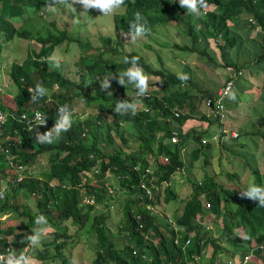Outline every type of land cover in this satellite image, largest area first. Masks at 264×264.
<instances>
[{
  "label": "trees",
  "instance_id": "1",
  "mask_svg": "<svg viewBox=\"0 0 264 264\" xmlns=\"http://www.w3.org/2000/svg\"><path fill=\"white\" fill-rule=\"evenodd\" d=\"M15 1L22 5L12 6L10 11L0 14V35L3 41L10 40L14 36L36 39L41 43V53L47 55L56 44L66 38L62 33L54 35L49 27L37 26L34 31L30 27H24V24L12 20L15 18L20 22L17 16L25 11V7L45 4L46 0ZM206 3H215L217 8L208 13L206 22H202L197 17V24L209 25V30L212 31L210 33H213L214 38L221 36L225 46L235 44L240 46L241 42L246 39V23L245 20L240 19L241 14L245 12H253L260 29L262 28L264 31V0H206ZM177 8L178 6L172 0H131L125 2L121 11L115 13L114 27L119 31H129V23L133 20L134 13L140 11L146 17L148 27L151 29L156 23L172 20V11ZM185 15L190 17L189 14ZM44 28L46 29L42 32ZM189 32L196 34L192 29ZM102 44L103 46L98 49L97 53L90 54L93 61L86 66L91 67L92 74L98 72L101 76L111 77L121 70L118 66H114L113 59L102 58L101 51L104 52V49H107L119 52L120 50L110 41L109 37L103 38ZM85 46L86 44H83L84 48ZM205 47H199L198 52L205 53ZM219 49L222 51V56L226 57L224 46L220 44ZM135 54V52H130L127 55L131 58L136 56ZM38 55L41 56V54ZM212 58L213 56H211ZM83 59L88 60L90 57L83 56ZM231 63L238 66L235 62L225 61L224 65H219V67ZM153 74L159 77L158 85L162 88L180 81L173 73L158 71ZM12 76L19 89L17 93L19 105L16 107L15 113H20L24 105L30 101L27 86L30 85L34 88L37 83H42L43 87L50 89L54 82L60 85L66 82L59 72L40 68L38 60H31V56L21 65H14ZM114 81L115 79L110 80L111 88L108 90L113 95L107 94L100 88V80L92 84L90 93L83 89L81 94L87 100L92 98L102 100V108L108 109L110 115L114 117L117 130L121 129L119 123L124 121L131 123L136 128L139 146L130 152L123 150L121 146L118 149L114 146L112 150H107L111 147L106 143H113L110 136L112 127L108 124L106 129H103L100 116L95 117L100 123L88 120L84 122L85 139L81 137V122L73 119L71 129L61 133L60 138L50 145H39L35 141L38 132L44 133L48 130L41 127L27 130L18 121L12 118L8 119L3 127L2 136L10 133L13 137H18L19 142L10 141L8 143L16 163L28 164L41 153L48 152L49 167L40 177L36 178L33 174H28L23 177L21 182H14L9 186L5 198L0 201V214L14 212L15 207H20L15 201L18 195L35 196V206L33 209L27 205L23 206L22 210L28 220L20 228L21 231L15 233L13 227H8L0 228V232L5 235L12 234V239L17 241L23 237L24 231H27L28 235L31 234L28 228L30 225L35 227L34 221L39 214L46 216L48 223L53 227L67 219H71L72 223L80 227L84 226V222L91 220L88 233L95 239V257L90 264H191L196 262L192 256L202 257L209 244L211 249L207 254L208 259L216 257L220 250H227L208 235L204 226L196 220L197 214L203 216L214 211L217 216L222 214L221 238L230 245V249L239 250L244 254L252 247L250 244L252 239L263 243L264 207L258 206V201L243 197L242 192L246 189L240 191L239 188L224 186L214 180L210 174L202 178L197 188L183 201L178 209L179 214L175 216L177 224L183 228L181 231L183 241L191 234V242L187 248L183 249L181 245L174 244L175 231L158 215L151 214L141 207L137 198L129 199L123 207L119 205L118 219H115L109 211L106 215L92 214L95 206L83 202L82 196L85 193L93 194L98 203H103L104 189L96 188L93 183L97 180L101 182L107 170L117 175L119 182L124 185V191L130 190L131 193L141 194L142 191L139 188L134 189L133 187L137 184L143 169L148 166L150 155L164 153L169 157L168 164L158 165L155 172L156 181L169 179L176 166H181L184 162L183 156L180 155L179 145L158 142L155 146L154 141H156L155 137L158 133L166 135L172 128L167 122L170 117L177 120L175 125L178 129L184 123L185 118H175L168 114L166 109L161 114L157 112L156 108L159 105L162 106L160 101L165 99L160 100L156 97L144 99L145 105L153 107V110L148 112L139 110L134 116L114 113L116 101L133 100L125 93H118L112 83ZM50 97L52 100H47L48 96L45 95L32 103L36 107L52 113L48 124L53 127L57 107L69 104L72 97L65 100L61 92L51 93ZM152 111H155L154 115L151 114ZM200 151L196 148L192 152L195 158ZM3 159L4 155L0 151V162ZM137 166L139 169H135ZM225 176L234 179L236 173L226 171ZM202 198L209 202L210 208L204 207ZM106 205H110V203L106 202ZM84 209L85 211L82 212ZM239 226L243 229V237L234 232V228ZM110 228L117 235L125 230L127 234L126 236L122 235V238H129V245L124 246L122 250H117L110 235ZM163 229L168 230L170 234L168 235ZM145 235L150 237V241L144 239ZM154 236L158 238L156 244L151 240ZM69 237L64 232L54 231L51 236L43 240L42 248L37 247L35 250L29 248L28 253L34 255L43 264L54 262L55 258L60 259V264H67L69 261L63 258L61 249L66 246ZM6 244L7 239L1 238L0 247H4ZM52 246L53 248L50 249ZM255 256L259 262L255 261L251 264H264V250H257Z\"/></svg>",
  "mask_w": 264,
  "mask_h": 264
},
{
  "label": "clouds",
  "instance_id": "2",
  "mask_svg": "<svg viewBox=\"0 0 264 264\" xmlns=\"http://www.w3.org/2000/svg\"><path fill=\"white\" fill-rule=\"evenodd\" d=\"M128 1H131V0H46L45 4L25 7V11L22 12L19 16H17V19L20 20V22L16 21L15 18H12V20L18 23H22L24 24V27H27V28L30 27L34 31L36 30L37 26L49 27V29H51V27L55 28V24L53 22H50V23L48 22V25H44L43 21L38 25L29 26L28 24H25L24 21H22L21 15H24V13L28 11L27 8L35 9V8H40V7H44V10H46L47 12L55 13L57 12V6H60V7L65 6L68 9H72L74 12H76L75 7L80 8L82 10L80 12V15L88 14L90 10H95L94 12H91L93 16L97 15L98 13H101L102 15L100 17L112 16L114 19L115 13L121 11V8L125 5V2L127 3ZM172 1L178 6V8L175 9L176 11L175 18L172 16L173 19L170 21H167V23L171 24V22L175 21L176 19H178L179 21L182 20L183 23L180 24V27L188 34V37L185 39L183 45L180 46V48H175V50H188V51L194 52L195 56L189 61L185 58L187 61H181V63H178L180 65L179 70L173 72V71H168V69L166 70H161V69H156V68L153 69L140 56H137L135 54L136 56L129 58V56L127 55V57L123 59V63H125L128 68L123 70L122 67H119V64L115 61L114 66H118L119 70L121 71L111 77H106L102 79L100 81V86L109 95H113L112 92L108 91L111 88V83H110L111 79H115V81H117L119 85L125 88H127L129 85L132 86L133 89L131 93H133L134 91V96H131L128 90L121 89L119 86V89L122 91L121 93H125L126 95H128V97L132 98L133 100L129 101L128 99H124L121 101H116L115 106H114V113L118 115L131 114L134 116L136 112L139 110H144L147 112L150 110H153V107L147 106L144 104V99L156 97L160 100L162 98L165 99L164 101H160L162 106L159 105L156 108L157 112L161 114L166 109L168 114H170L171 116L175 118H185L184 123L181 124L180 129H178L177 125H175L177 120L170 117L169 120H167V122L170 123V126L172 128L169 129V132L166 135L162 134L161 132L158 133L155 137L156 141H154V144L155 146L158 144V142H162L164 144L165 143L177 144L180 146V155H182V153L185 151V148H186L185 146L187 142L189 140H193L195 143H194V146L191 148L189 159L186 161L184 157V153H183L182 155L184 158L183 164L181 166H176L174 171L170 174L169 179L156 181L155 172L158 168V165L168 164L169 157L168 155L164 153H161V154L154 153L153 155H150V161H149L148 166L143 169V172L141 173V176L139 177L137 184H135L133 187L134 189L139 188L142 191V193L141 194L131 193L130 190H126V191L122 190L123 193L126 194V197L122 199L119 203L116 202L117 197L114 199L115 203L123 207V205H125L129 199L137 198L139 200V205L141 207H143L147 212H150L151 214L158 215L162 221H165L168 224V226L175 231L174 244L181 245L182 248L184 249V247L187 248L189 246L191 242V235L189 234V236L183 241V236L181 234V231L183 230V228L177 224L176 219H175V216L179 214L178 209L181 206L175 207V209H173L172 211V214L162 213L161 215H159L156 212H152L150 210V208H153L152 207L153 198H154L153 196L155 195L156 198L158 197V191L162 189L163 184H164V185H167L164 189V193L167 194V199H166L167 202H169L170 200H173V201L176 200L178 196L175 190L173 191L171 187V178L174 176L176 177L184 176V174H186L185 168L188 169L192 167V166H189L188 164L192 163L193 165V162L197 160L200 156H203L204 160L205 159L208 160L211 156L210 149H211L212 142L218 143V141H221L224 149L225 148L232 149L233 155L242 156V158L246 161V165L240 166V167H244L246 171L250 169L251 173L254 172L255 184L254 183L250 184L248 188H246L245 191L242 190L243 197H246L253 201H258V206L264 207V140H263V153L260 152L259 154L261 157H257V159H254L253 164H251L250 158H247V155L249 152L240 151L241 148L245 149L246 146L244 143H242V141L239 140V137H240L239 131L237 129L236 130L229 129L225 126V121L228 115L226 101L231 100V99L232 100L236 99V95L234 93L236 81L239 78H242L244 76V72L241 67L235 66L232 63L223 66L222 68L224 69V78L222 79L221 84L216 86L214 90H209L208 88L207 94L200 96L199 94H202L207 89L202 88L200 86H199V89H195L191 85L193 84L192 78H194L196 75H198V73L203 71V68L200 67V64L202 65L209 64L211 66L214 65V68L216 69L217 67H219V65H224L225 61L230 62L227 53H226V57L222 56V51L219 49V45L221 44L222 46H224L225 52H226V48L232 47L234 45L225 46L224 40L221 36L214 38L213 33H210L212 31L209 30V25L206 26V25H203L202 23L197 24V17H199L202 22L208 21V13L216 10L217 8L216 4L215 3L207 4L206 0H172ZM16 5L21 6L22 4L17 3L15 0H0V14L10 11V8ZM61 9L62 11H65V12L67 11V10H63L65 8H61ZM263 12H264V9H263ZM185 14L190 15L189 18L191 19V21L184 19L185 17L187 18ZM240 19L245 20L246 28H247V32H246L247 36L244 42L251 41L253 44L254 41L262 38L264 31L262 30V28L260 29V26L258 25V22H257V18L255 17L253 12H245L241 14ZM112 22H114V20ZM159 23H165V22H159ZM159 23H156L150 29L148 27V21L146 17L140 11H136L134 13L133 20L129 23V31H125V32L127 33V36H130L132 41H135L138 38L144 37L145 35L149 34L151 31L153 32L155 26ZM45 29L46 28L42 29V32ZM190 29L196 32V34L190 33L189 32ZM58 33L64 34L66 36L65 39L68 38L71 40V38L67 35L66 30L64 29L59 30ZM106 37L108 36L101 37L100 42H102V39ZM218 38H220V42L216 41ZM19 39L35 40L39 44V50L35 52L33 49L28 48L26 57L20 63H14V62L12 63V66L10 69V77L15 85L16 83L12 76V70L14 68V65H21L30 56H31V60L33 59L38 60V66L40 68H43L44 70L46 69L43 66H41L40 62H43L46 59L49 63L53 64L55 67L60 66L61 58L57 56L55 52L53 53L54 48L49 54L46 55V54L41 53L40 51L41 43L37 41L36 39L23 38V37H19ZM211 39L214 41L217 50H220V54H218V57L215 56V54L213 53V48L210 45ZM5 41H9V40H5ZM83 44L85 43L80 44L81 47H83ZM201 46H206L205 53L198 52V48ZM210 47L212 51H209ZM263 50L264 48L260 49L259 51H263ZM131 52H135V51H131ZM38 54H41V56H39ZM89 55H83V56H85V58H88ZM83 56H81L82 59H83ZM211 56H213L212 59H211ZM220 56L222 58L221 60H219ZM225 58H228V59H225ZM179 60L177 62H179ZM185 67H188L190 77L186 74ZM32 71H35V69H32ZM46 71L59 72L58 70H46ZM158 71H161L163 73H173L177 76V79L180 81L175 84H171L165 88H162L158 85L159 77L153 74V73H157ZM59 73L62 75L61 72ZM152 76L157 77L158 80H155V82L149 84V80ZM64 78L66 82L63 85L60 86L59 83L54 82L51 85L50 89L43 87L42 83H37L34 88L30 85L27 86V89L30 93V101L24 105L23 109L20 110L21 111L20 113H15L16 108L15 109L2 108V106L0 105V151L4 155L3 161L0 162V171L2 172L5 167L11 170L12 179L10 180L11 183H9V186L13 184L14 182L15 183L21 182V180L23 179L25 175L33 174L31 171L28 172L26 170V168L28 167L27 164L16 163L15 156L11 153V149L8 143L10 141L19 142L18 137L16 135H15L16 137H13L10 133H6L4 136H2L3 127L7 123L9 118H12L18 121L27 130H32L36 127H41V128L48 130L44 133L38 132L36 134L35 141L39 145H44V144L50 145L56 142L60 138L61 133L68 132L71 129L73 119L78 122H81V129H82L81 137L83 139L86 138V127L84 125V122L86 120L90 122L100 123L99 120L95 119L96 115L95 116L93 115L92 116L93 118L90 116H85L84 118L79 120L76 115H73V110L70 108L69 104H64L62 106L59 105L57 107L58 108L57 115H56V119L54 121L53 127L51 126V124H48V120L52 116V113L44 111L36 107L35 104L32 102L38 101L40 98H43L45 95L48 96L47 100H52V98L50 97V94L54 92H61L63 93L65 100L68 99L70 95L67 93V91L69 90V85L71 82L68 78L66 77ZM115 81L112 82L114 86H116ZM228 82H231V86L229 89H227V91H225ZM199 83L203 85L206 82L204 79H201V80L199 79ZM54 84L58 88L57 91H52L53 89L52 86ZM4 86L5 84L0 82V92L3 91ZM79 87L81 88V91H82L83 88L81 86ZM138 103H142V104H138ZM140 105H143V106L138 108V106ZM99 114H100V117H102V119L105 120V119H108V116L111 113L108 114L104 110V111H100ZM151 114L154 115L155 111H152ZM189 121H193L192 125H190L189 127H185ZM123 123H125V121L119 124L122 125ZM213 125L215 126V129L212 131L211 135H208V133L210 132V128ZM121 131H122L121 129H118V132H121ZM116 134L117 132L113 134L110 131V136L113 140V143L109 144L107 142L106 145L111 147L107 149L112 150L114 146H116L117 149L120 147L119 145H116V141L114 137V135ZM133 134L136 137L137 130L133 132ZM117 135L123 142H126V140L122 136V133H118ZM228 139H233V140H228ZM257 145H258V141L256 142V146ZM138 146H139V142H138ZM196 148L200 149L201 151L199 155L195 158L192 152ZM46 153H47V162H48L49 153L48 152ZM223 154L227 155L224 152ZM135 169H139L138 166L135 167ZM236 169H235V173H236ZM46 170H48V168ZM108 173H113V172L107 170L105 172L104 179L101 180V182L99 180L94 181L93 184L95 185L96 188L102 187L104 189V196H108L109 194H112V196H114V192L112 188L108 189L109 187V183L107 182ZM176 174H179V175H176ZM113 175L117 177L115 173H113ZM33 176H36L37 178V175L33 174ZM240 176L236 174L235 179L237 180L240 179L239 178ZM201 181L202 180H200L197 183L194 182L193 191L197 188V186L201 183ZM7 183H6V186H0V201H2L5 198V193L9 190V186ZM104 196H102V200ZM188 197L178 198L179 203H181L182 200L184 201ZM82 201L85 203L94 205L95 206L94 211L96 209H99L101 206H103V203L100 204L96 201L95 196L93 194L91 195H87L86 193L83 194ZM112 203H110L111 206H112ZM203 205L207 209L211 207L209 202H207L206 200L203 201ZM221 212H222V209H221ZM11 213L12 212L10 211L9 213L0 214V228L6 229L8 227H13L14 228L13 232L17 233L18 231H21V229H18V231H16L17 228L15 226H5L4 225L3 220H5L6 217L10 215ZM209 213L213 215L216 224L219 225L218 235L214 239L221 246H223L222 242L226 243V246H223V247H225L227 250H220L218 255L225 253L228 256H231L230 259L219 260L216 264H251L252 262H255L254 258L257 259V257L255 256L256 251L264 250V242L258 243L257 241L252 239V242L250 243L252 244V247H250L249 251H247L244 254H242L241 251L239 250L230 249V245L224 239L221 238L222 236V214L217 216L214 211L209 212ZM204 216L205 215L202 216L200 214H197L196 216V220L199 221L203 226L204 224L202 222V218ZM136 217L138 218V216ZM34 224H35V227H33L32 230L28 228V230L31 231V234L28 235L27 231H24L23 237L17 241L12 239L13 238L12 234L5 235L2 232H0V239L1 238L7 239V244L4 247H0V264H43L34 255H30L28 251H29V248H32L33 250H35L38 246H40L43 240L45 239V236L47 233L50 232V234L46 238L51 236V233L54 232V231L51 232L53 226H51L48 223L46 216H44L43 214H39L35 218ZM237 228H241V227L240 226L235 227L234 232L238 236L243 237L244 235L243 229L241 228L242 234L240 235L235 231ZM167 234L168 235L170 234L168 230H167ZM110 235L113 238L111 232H110ZM149 238L150 237L146 235L144 236V239L147 241H150ZM124 240L125 242L123 243V246L120 249H118L117 246L115 245L117 250H122L124 246L129 245L130 239L124 238ZM113 241L115 242L114 239ZM153 243L156 244L154 241ZM94 250H95V245H94ZM209 252L210 250H206V249L204 250L203 259H201V257H198V256H192L195 258L196 262L191 263V264H215L216 257L212 259H208L209 257L207 256V254ZM94 254H95V251H94ZM68 261L69 262L67 264L72 263L70 260Z\"/></svg>",
  "mask_w": 264,
  "mask_h": 264
},
{
  "label": "rangeland",
  "instance_id": "3",
  "mask_svg": "<svg viewBox=\"0 0 264 264\" xmlns=\"http://www.w3.org/2000/svg\"><path fill=\"white\" fill-rule=\"evenodd\" d=\"M61 8H65L62 11ZM76 8V12L72 9H68L65 6H57V12L50 13L44 10V7L40 8H27V12L24 15H21L22 21L29 26H35L40 24L43 21L44 25H48V22H53L55 24V28L51 27V31L54 35H57L59 30H66L67 35L71 38L65 39L58 45L54 47L53 53L55 52L57 56L61 58L60 66L55 67L53 64L44 60L41 63L46 70H58L62 73V75L70 80L69 90L67 93L72 97L70 100L69 106L73 110V115H76L79 120L84 118L85 116L92 117L100 116V111H106L109 114L108 109L102 108V100H98L92 98L87 100L86 97L81 94V86L84 90L90 93V88L95 81H101L106 76H101L100 73L96 72L92 74V69L90 66H86V64H90L93 61V57L89 54L97 53L98 49L103 46L102 42H100L101 37L108 36L110 41L119 48V52H114L113 50L104 49L102 51V58L104 59H113L119 64V67H122L123 70L128 68L125 63H123V59L127 57V54L131 51H135L137 56L143 58L153 69H161L168 71H177L180 68L178 63L181 61H189L195 55L194 52L188 50H175V48H180L183 45L185 39L188 37V34L180 27V24L183 23L182 20L176 19L175 21L170 23H159L155 26L154 31L145 35L144 37L138 38L135 41H132L130 36H127L126 32L116 30L113 24V17H100L102 14L98 13L93 16L91 12L95 10H90L88 14L80 15L82 11L80 8ZM175 10L172 12V16L175 18ZM185 20L191 21L190 18H184ZM172 25V26H171ZM169 34V35H168ZM216 41L220 42V38ZM0 82L4 83L5 86L3 91L0 92V105L2 108L15 109L19 104V98L17 96L18 88L12 81L10 77V69L12 63H20L27 55L28 48L33 49L35 52L39 50V44L35 40H27V39H19L18 36H15L13 39L9 41H3L2 36L0 35ZM81 43H85L86 46L81 47ZM211 46L213 48V53L218 57L220 54V50H217L214 41L211 39ZM52 53V54H53ZM51 54V55H52ZM89 55L90 59L85 60L82 59L81 56ZM181 57V58H180ZM187 60H186V59ZM180 59V60H179ZM221 56L220 59L221 60ZM179 60V62H177ZM200 67L203 68V71L198 73L194 78H192L191 84L195 89H199V86L207 89L201 95L208 93L209 90H212L213 87H216L221 84L224 75V69L222 67L212 68L211 65H202ZM211 69V70H209ZM146 70V69H144ZM190 77V75H188ZM199 79H204L205 84L199 83ZM158 80L157 77L152 76L149 80V84ZM241 80L239 78L237 81ZM236 81V82H237ZM116 86L114 87L118 93L122 91L119 89H126L129 91L131 96H134V91L132 92V86H128L127 88L119 85L117 81H115ZM209 85V87H208ZM61 86V85H60ZM52 91H57L58 88L55 84L52 86ZM63 88V87H62ZM101 88V87H100ZM16 92V93H15ZM142 104V103H138ZM143 105L138 106V108ZM205 107V106H204ZM29 111V110H28ZM93 118V117H92ZM252 119H255L253 115H251ZM102 127L106 129V127L111 125V132L115 134L118 132L117 127L114 123V119L111 115L108 116V119L101 120ZM262 127V123L260 124ZM121 133L126 142H123L118 135H114L116 145L122 147L123 150L130 152L138 148V140L136 139L133 132H135V128L131 123L125 122L120 125ZM215 129V126H211L210 132L208 135H211L212 131ZM239 140L245 144V151L250 152L256 148V142L258 141L257 137H251L249 133L245 131V126H240V137ZM194 141L189 140L186 144V148L184 153V157L186 161L190 157L191 148L194 146ZM234 144V143H233ZM110 151V149H107ZM211 156L208 160H204L203 156H200L197 160H195L189 166L191 168L186 169L184 176L182 177H172L171 178V187L173 191L175 190L178 198H186L193 191V183L199 182L205 175H209L220 182L224 186L230 188H239L240 191L248 188L250 184H255L254 181V172L251 173L250 169L246 171L244 167L246 161L241 156L236 155H224V153L228 154L229 149H224L221 141L212 142L211 144ZM182 153V155H183ZM254 158H250V163L253 164ZM155 162V161H154ZM26 170L31 171L33 174L40 177L48 168L49 164L47 162V153L44 152L40 154L35 160H33L30 164H27ZM239 167V168H237ZM237 168V169H236ZM240 176V179H232L228 176H225L226 171H232ZM218 174V175H217ZM179 175V174H176ZM12 173L11 170L5 167L3 171H0V186H6V183L9 186L11 183ZM191 180V181H190ZM225 180V182H224ZM107 182L109 183L108 189L112 188L114 192V196L109 194L108 196L103 197V206L99 209H96L92 214L106 215L107 212L115 218L118 219L119 214V203L122 199L126 197V194L123 193L124 185L119 182L116 176L113 173H108ZM227 184V185H226ZM167 185L163 184L162 189L158 191V197L153 196V204L150 210L152 212H156L161 215L164 214H172L173 209L177 206H181L179 203V199L170 200L167 202V194L164 193V189ZM237 186V187H235ZM107 189V190H108ZM112 196V197H111ZM176 196V197H177ZM117 197V198H116ZM116 198V202L114 199ZM35 196L31 195L27 197L25 195H18L15 198L16 203L20 206L19 208L15 207V211L6 217L4 221L5 226H15L18 229L22 228L25 222L28 220V217L24 214L22 208L24 205L33 209L35 206L34 202ZM202 201L203 198H202ZM106 202L112 203L111 205H105ZM85 209L82 211L84 212ZM202 222L205 226L206 233L210 235L212 238H215L218 235L219 225L216 224L214 217L211 213L206 214L202 218ZM219 222V221H218ZM91 220L84 222V226L80 227L72 223L70 219H67L63 222H60L57 226H54L51 230L64 232L65 235H69L70 237L66 241V246L61 249L62 255L64 259L70 260L71 264H90L91 260L94 258V237L88 233V229L90 227ZM219 224V223H218ZM33 226L30 225L29 229L32 230ZM111 229V228H110ZM164 232L167 230L163 229ZM238 234H242L241 228H237L235 230ZM50 234L47 233L45 238ZM111 234L113 239L116 242V246L120 249L125 242L122 235L126 236V231H122L119 235L115 233L111 229ZM191 235V234H190ZM155 243H157L158 238L152 237L151 239ZM223 246H226V243L222 242ZM42 248V244L38 246ZM53 248L50 247V249ZM206 250L211 249V245H207ZM54 250V249H52ZM231 256L227 254H220L215 258V264L219 260H228ZM204 258V255L201 259ZM255 261L259 262L258 259L254 258ZM39 262V261H37ZM60 264V259L55 258L54 262H50L49 264Z\"/></svg>",
  "mask_w": 264,
  "mask_h": 264
},
{
  "label": "crops",
  "instance_id": "4",
  "mask_svg": "<svg viewBox=\"0 0 264 264\" xmlns=\"http://www.w3.org/2000/svg\"><path fill=\"white\" fill-rule=\"evenodd\" d=\"M262 48H264V34L253 44L251 41H245V43L242 41L240 46L235 44L226 48L230 62H235L241 67L244 76L236 82L234 89L236 99L226 101L228 115L225 126L229 129H237L240 134V126L244 125L245 131L251 137H257L258 145L247 155V158L254 159L261 157L259 154L263 153L264 140V50L259 51ZM209 51H212L211 47ZM185 70L189 75L188 67H185ZM221 77L224 78V75ZM215 88L213 87L212 90ZM251 115L256 118L252 119ZM192 123L193 121H189L185 127H189ZM240 151H245V149L241 148ZM227 155H233L232 149H229Z\"/></svg>",
  "mask_w": 264,
  "mask_h": 264
},
{
  "label": "built area",
  "instance_id": "5",
  "mask_svg": "<svg viewBox=\"0 0 264 264\" xmlns=\"http://www.w3.org/2000/svg\"><path fill=\"white\" fill-rule=\"evenodd\" d=\"M230 86H231V82H228V84H227V86H226V90L225 91H227V89H229L230 88ZM218 102V101H217Z\"/></svg>",
  "mask_w": 264,
  "mask_h": 264
}]
</instances>
